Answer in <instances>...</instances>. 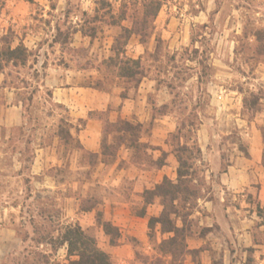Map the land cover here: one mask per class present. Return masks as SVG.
Returning <instances> with one entry per match:
<instances>
[{
    "label": "rangeland",
    "instance_id": "1",
    "mask_svg": "<svg viewBox=\"0 0 264 264\" xmlns=\"http://www.w3.org/2000/svg\"><path fill=\"white\" fill-rule=\"evenodd\" d=\"M101 1L0 0V48L23 45L30 52L25 65L10 62L0 67V105L22 108L23 118L20 126L0 127V242L5 252L0 264H70L78 259H68L62 234L65 226L79 225V212L94 208L95 200L88 197L92 191L81 188L74 194L63 185L90 177L88 171L73 170L77 152L82 167L94 162L92 168H99L101 162L78 150L79 128L68 108L53 101L52 92L96 84L106 92L126 89L104 64L115 55L114 38L120 28L108 26L106 18L91 25L97 28L94 38L81 32L87 19L106 12L100 10ZM104 1L115 14L124 9L128 16L139 2ZM123 26H131L130 21ZM118 48L129 58L141 59L149 93L146 106L131 121L134 126L143 121L142 128L121 132L126 127L120 117L104 127L102 142L112 146L109 164L121 137L133 146L131 162L149 172L166 165L170 156L179 168L180 151L196 174L188 189L199 190L200 198L211 193L215 181L207 174L212 165L202 159L201 145L220 151L226 167L233 155L249 156L256 133L264 142V0H164L151 38L142 43L134 36L125 48ZM134 86L127 95L136 96ZM63 120L72 136L68 143L62 139ZM154 140L161 146L152 145ZM78 195L85 197L72 200ZM177 207L190 234L204 235L198 220L206 214L196 200ZM104 222L98 213L84 230L108 254L122 246V234L117 229L107 235ZM148 237L146 243L128 238L123 244L135 251L137 264L183 263L185 251L175 258L160 252L156 229ZM198 256L192 253L194 260Z\"/></svg>",
    "mask_w": 264,
    "mask_h": 264
},
{
    "label": "crops",
    "instance_id": "2",
    "mask_svg": "<svg viewBox=\"0 0 264 264\" xmlns=\"http://www.w3.org/2000/svg\"><path fill=\"white\" fill-rule=\"evenodd\" d=\"M127 92L126 89L106 92L73 85L54 88L52 99L56 104L68 108L74 125L79 128L76 137L84 150L99 154L101 160L102 138L107 123H116L119 117L123 122L131 123L135 115H140L137 110L146 106L145 95L149 90L143 80L135 89V97L127 95ZM102 115L107 118L102 119ZM22 124V108L12 104L0 105V127L13 128ZM139 124L144 126L143 121ZM152 145L160 147L161 142L154 140ZM201 147L202 159L210 161L212 165L207 174L215 181L212 182L211 193L196 200V206L206 214V217L202 215L198 220L206 232L204 235L194 232L188 237L190 253H186L182 264H264V217L258 214V208H264L262 137L256 133L250 141L249 156L233 155L226 167L220 151H209L203 145ZM133 153V149L124 143L111 164L101 162V167L92 168L90 165H80V153L77 152L74 157L77 167L73 170L88 171L91 173L90 177L63 185L73 190L74 194L81 188L92 191V195L88 197L95 200V207L80 211L76 221L83 229L94 224L98 213H102L106 222L119 229L122 234L119 242L122 246L108 251L111 259H116L119 264H137L135 251L123 244H126L128 238L148 242L150 219L159 217L163 212L160 199L155 198L150 204H146L144 193L154 191L165 179L174 183L178 180V167H175L173 157L168 158L166 165L149 172L144 166L131 162ZM51 184L58 189L59 184L55 181ZM203 193L206 191L203 190ZM78 196L72 200L79 202L81 197H85ZM142 210L145 211L144 215L139 214ZM197 214L200 215L201 212ZM74 219L72 217L71 220L75 221ZM177 223L179 227L184 225L181 219ZM159 227L156 228V233L161 243V240L172 235L163 236ZM191 252L199 254L197 260L193 259ZM4 253L0 242V255Z\"/></svg>",
    "mask_w": 264,
    "mask_h": 264
},
{
    "label": "trees",
    "instance_id": "3",
    "mask_svg": "<svg viewBox=\"0 0 264 264\" xmlns=\"http://www.w3.org/2000/svg\"><path fill=\"white\" fill-rule=\"evenodd\" d=\"M102 7L100 10H106V12L100 15L97 11L96 14L87 19L83 26H81V32L84 37L94 38L97 32V28L91 25L97 23H103L106 18L109 19L107 25L110 27H119L120 33L114 38V46L112 52L114 56L110 57L104 64L112 72L115 77L113 80H122L125 85H127L126 90L130 89L132 83L135 84L137 88L142 80L145 78L144 71L141 66V59L134 60L127 57L121 50L119 46L125 48L132 37L140 38L142 43H146L149 38L153 35V23L158 17L161 9L164 5V0H139L135 3V11L132 16H128L127 11L122 9L117 14H115L112 5L107 1H101L99 3ZM130 21L131 26L125 27L123 23ZM91 26V27H90ZM30 52L23 45H18L16 48L8 46L6 48H0V67L4 63L13 62L15 65L27 63ZM86 87L94 88L100 91L104 89L98 84L87 85ZM68 123L64 120L62 121V139L68 143L71 139L70 132L66 131ZM126 129L121 130V132L130 133L133 132L136 127L142 128L141 124L134 126L129 122L123 123ZM119 144H114V154L116 156L118 149L122 144H127L125 138H119ZM116 145V146H115ZM128 145V144H127ZM130 148H133L132 144L129 143ZM78 150L84 155H89L92 159L98 160L99 154H91L84 150L83 146L77 139ZM112 146L105 145L102 142L101 148V160L100 162L108 163L109 150ZM178 153V180L176 183L169 179H165L164 182L159 185L154 191H146L144 197L146 204H150L155 198H159L164 209L159 217H153L149 222L150 238L151 233L154 232L156 227L160 226V232L164 235H172L167 239H163L160 243V252L164 254L165 257L175 258L178 255H182L185 251H188L187 239L191 235L186 224V220L181 218L178 207L179 203H188L191 198L197 200L199 198V190L188 189L189 185L195 182V171L193 169L194 165L190 164L189 159L185 160L183 156ZM94 162L90 164L93 167ZM263 166H264V156H263ZM187 191L189 192L187 194ZM190 207L192 206L189 204ZM171 208V209H170ZM144 210L139 212V214L144 215ZM258 214L264 217V208H258ZM190 215V214H189ZM181 219L184 225L182 227L178 226V220ZM107 235H112L115 231H118L110 222H104L102 224ZM62 245L67 246V257L71 258L77 257V260H73L70 264H114L110 255L102 251L97 243L94 236L88 234L80 225H68L65 226L62 234ZM168 249L163 252V249ZM183 249L181 253L177 250ZM195 253V252H191ZM170 264V263H169Z\"/></svg>",
    "mask_w": 264,
    "mask_h": 264
}]
</instances>
